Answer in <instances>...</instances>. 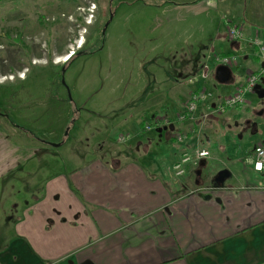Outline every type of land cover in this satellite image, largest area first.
Instances as JSON below:
<instances>
[{
	"label": "crops",
	"instance_id": "crops-1",
	"mask_svg": "<svg viewBox=\"0 0 264 264\" xmlns=\"http://www.w3.org/2000/svg\"><path fill=\"white\" fill-rule=\"evenodd\" d=\"M206 1L214 18L240 24L246 34L218 55L235 53L239 68L230 69L247 76L256 71L249 37L264 32V0ZM191 59L182 62L183 82L203 71V62ZM170 86L125 100L129 112L111 118L104 131L90 117L75 118L67 98L59 104L66 113L63 140L6 125L0 132V264H264V177L243 168L244 179L236 182L178 191L165 172L184 151L165 142L158 156L147 152L154 147L144 145L151 135L141 123L150 109L169 103ZM8 114L0 108V116ZM116 127L130 135L120 147L110 142ZM84 128L92 130L89 143ZM172 134L165 131L167 139Z\"/></svg>",
	"mask_w": 264,
	"mask_h": 264
},
{
	"label": "rangeland",
	"instance_id": "rangeland-1",
	"mask_svg": "<svg viewBox=\"0 0 264 264\" xmlns=\"http://www.w3.org/2000/svg\"><path fill=\"white\" fill-rule=\"evenodd\" d=\"M213 12L206 0H0V108L10 112L0 116L1 134L12 124L31 135L63 140L66 113L59 104L66 98L75 118L79 113L90 117V124L104 131L112 119L129 112L125 100L170 84L169 103L150 109L141 127L165 113L184 137L167 139L165 131L151 129L144 145L154 149L147 152L156 156L165 142L191 157L196 150L209 152L199 184V160L185 164L182 175L174 168L165 172L177 190L233 183L244 179L243 168L258 178L248 166L264 137V97L246 93L245 102L224 113L214 109L237 93L247 75L231 69V80L216 81L215 57L229 49L230 40L226 24ZM71 51L75 55L67 61ZM191 57L197 66L203 62V71L190 72L183 82L182 62ZM197 87L211 97L188 113L186 101ZM89 133L84 128V142L94 139ZM110 133L111 144L125 145L117 141L124 129ZM223 170L229 173L220 179Z\"/></svg>",
	"mask_w": 264,
	"mask_h": 264
},
{
	"label": "built area",
	"instance_id": "built-area-1",
	"mask_svg": "<svg viewBox=\"0 0 264 264\" xmlns=\"http://www.w3.org/2000/svg\"><path fill=\"white\" fill-rule=\"evenodd\" d=\"M226 30L228 39L230 41L236 42L245 39L246 34L242 25L237 23H226ZM249 43L253 47V55L258 60V68L256 71L250 73L245 82L240 86L237 93L234 96L225 97L223 100L219 101L217 104H213L214 109L217 113H224L225 110L230 107L240 103L245 102L244 95L246 93H253L260 90L264 83V32L259 30H254V32L249 37ZM72 53V51L70 52ZM70 53L67 55L69 56ZM239 56L235 53L217 55L215 57L216 65H225L229 68H234L238 64ZM261 85L256 87V85ZM211 97V93L205 89H196L190 92L188 99L185 104V110L191 113L197 109L200 103H206ZM175 122L167 118L165 113L161 115H156L151 118L149 123L143 125L144 130L154 129L157 132L162 131H172L174 139L181 141L184 136L175 129ZM170 125L173 128L170 129ZM130 138L127 133H121L117 137L118 142H125ZM209 156V152L205 149L196 150L194 157L189 156L187 153H183L179 160L174 164L173 168L177 175H182L185 170V164L189 163L191 160L196 162L200 159H206ZM252 169L254 172L258 173L259 176L264 177V137L256 144L252 156Z\"/></svg>",
	"mask_w": 264,
	"mask_h": 264
},
{
	"label": "water",
	"instance_id": "water-1",
	"mask_svg": "<svg viewBox=\"0 0 264 264\" xmlns=\"http://www.w3.org/2000/svg\"><path fill=\"white\" fill-rule=\"evenodd\" d=\"M232 78V73H231V69L228 67V66H225V65H217L216 69H215V79L218 83H225V82H228L229 80H231ZM256 87H260L261 88V85H256ZM264 89V85L262 87ZM261 88V89H262ZM256 94L263 98L264 97V93L263 94H260L258 92V90L256 91ZM173 128V125H170V129ZM206 165V159H200L199 162H198V168L196 169L195 171V175H196V179H195V183L196 184H199V177H200V174H201V169L202 167H204ZM228 175V171L227 170H223L221 171L220 175H219V178L220 179H223L224 177H226Z\"/></svg>",
	"mask_w": 264,
	"mask_h": 264
},
{
	"label": "trees",
	"instance_id": "trees-1",
	"mask_svg": "<svg viewBox=\"0 0 264 264\" xmlns=\"http://www.w3.org/2000/svg\"><path fill=\"white\" fill-rule=\"evenodd\" d=\"M74 55H75V52H73V54L71 55V57H70L67 61L71 60V59L73 58ZM67 61H66V62H67Z\"/></svg>",
	"mask_w": 264,
	"mask_h": 264
},
{
	"label": "flooded vegetation",
	"instance_id": "flooded-vegetation-1",
	"mask_svg": "<svg viewBox=\"0 0 264 264\" xmlns=\"http://www.w3.org/2000/svg\"><path fill=\"white\" fill-rule=\"evenodd\" d=\"M264 84V83H263ZM250 122L247 121V124H249Z\"/></svg>",
	"mask_w": 264,
	"mask_h": 264
},
{
	"label": "bare ground",
	"instance_id": "bare-ground-1",
	"mask_svg": "<svg viewBox=\"0 0 264 264\" xmlns=\"http://www.w3.org/2000/svg\"><path fill=\"white\" fill-rule=\"evenodd\" d=\"M71 56V55H70Z\"/></svg>",
	"mask_w": 264,
	"mask_h": 264
}]
</instances>
